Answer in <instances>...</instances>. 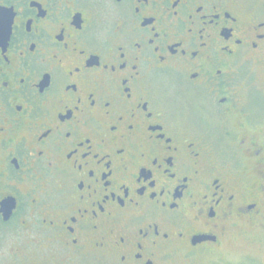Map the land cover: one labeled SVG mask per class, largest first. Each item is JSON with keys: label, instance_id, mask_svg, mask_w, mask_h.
Listing matches in <instances>:
<instances>
[{"label": "flooded vegetation", "instance_id": "af4514ba", "mask_svg": "<svg viewBox=\"0 0 264 264\" xmlns=\"http://www.w3.org/2000/svg\"><path fill=\"white\" fill-rule=\"evenodd\" d=\"M264 226V0H0V264H177Z\"/></svg>", "mask_w": 264, "mask_h": 264}, {"label": "rangeland", "instance_id": "374dc122", "mask_svg": "<svg viewBox=\"0 0 264 264\" xmlns=\"http://www.w3.org/2000/svg\"><path fill=\"white\" fill-rule=\"evenodd\" d=\"M219 250L177 264H264V226L235 233Z\"/></svg>", "mask_w": 264, "mask_h": 264}]
</instances>
